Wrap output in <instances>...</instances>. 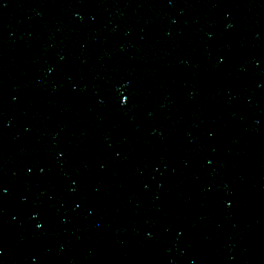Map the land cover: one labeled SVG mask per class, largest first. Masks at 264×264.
I'll return each instance as SVG.
<instances>
[{"label": "water", "instance_id": "obj_1", "mask_svg": "<svg viewBox=\"0 0 264 264\" xmlns=\"http://www.w3.org/2000/svg\"><path fill=\"white\" fill-rule=\"evenodd\" d=\"M0 264H264V0H0Z\"/></svg>", "mask_w": 264, "mask_h": 264}]
</instances>
